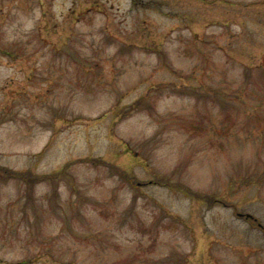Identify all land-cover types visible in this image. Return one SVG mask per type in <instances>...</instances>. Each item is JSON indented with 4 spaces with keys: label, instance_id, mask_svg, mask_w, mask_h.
<instances>
[{
    "label": "rangeland",
    "instance_id": "obj_1",
    "mask_svg": "<svg viewBox=\"0 0 264 264\" xmlns=\"http://www.w3.org/2000/svg\"><path fill=\"white\" fill-rule=\"evenodd\" d=\"M0 264H264V0H0Z\"/></svg>",
    "mask_w": 264,
    "mask_h": 264
}]
</instances>
